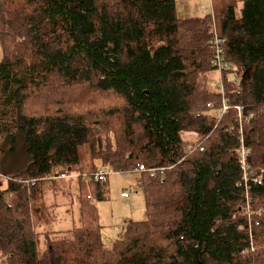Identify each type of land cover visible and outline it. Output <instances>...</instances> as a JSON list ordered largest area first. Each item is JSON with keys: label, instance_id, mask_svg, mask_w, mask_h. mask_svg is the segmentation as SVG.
<instances>
[{"label": "trees", "instance_id": "1", "mask_svg": "<svg viewBox=\"0 0 264 264\" xmlns=\"http://www.w3.org/2000/svg\"><path fill=\"white\" fill-rule=\"evenodd\" d=\"M214 25L211 13L179 18L177 0H0V169L20 134L31 157L0 175V264H264V175L245 189L228 131L245 106L250 163L264 173V0L221 15L243 80L242 92L226 86L222 117ZM184 133L198 137L191 153ZM106 166L137 173L146 207L111 245L92 203L108 198V179H94ZM74 170L79 226L55 239L39 189Z\"/></svg>", "mask_w": 264, "mask_h": 264}, {"label": "rangeland", "instance_id": "2", "mask_svg": "<svg viewBox=\"0 0 264 264\" xmlns=\"http://www.w3.org/2000/svg\"><path fill=\"white\" fill-rule=\"evenodd\" d=\"M240 1V0H239ZM209 5L208 0H177V15L181 19L200 18L209 10L203 11V7ZM179 9V11H178ZM199 10V11H198ZM206 15V14H205ZM214 20L217 22L218 18ZM217 25V23H216ZM221 22L217 25L220 32ZM4 59V51L0 42V63ZM219 76L216 72L211 75L209 88L213 90L212 82L218 81ZM87 94H83L86 96ZM88 98V97H86ZM6 156L1 163L0 175L6 179L19 175L30 163L31 157L28 152L25 134H20L17 139L10 140L5 145ZM109 175L107 187L108 198L105 201H97L93 198L99 221L103 227L102 236L106 245H111L114 241L126 235V224L129 221H142L146 218L145 199L141 191L137 190V173L113 172L110 167H104ZM65 179L60 178L53 186L51 182H45L39 189L40 201L45 203L43 220L45 221L46 231L62 232L55 239L62 238L63 232L79 226V203L78 194L73 193L75 184L73 177L79 174V170L69 172ZM84 175H89L85 170ZM85 183L88 181L84 178ZM55 184V183H54ZM122 193H127L128 197L123 198ZM74 195L76 198L74 199ZM257 215H264V209H260ZM257 226V225H256ZM262 248H256L261 251Z\"/></svg>", "mask_w": 264, "mask_h": 264}, {"label": "built area", "instance_id": "3", "mask_svg": "<svg viewBox=\"0 0 264 264\" xmlns=\"http://www.w3.org/2000/svg\"><path fill=\"white\" fill-rule=\"evenodd\" d=\"M213 47H214V59H213V65L215 72L219 76L218 81L212 82V89L218 93H220L223 97V107L220 111V116L227 114L232 107L229 105V102L225 98L226 94V86H230L231 90L233 92H242L243 91V85H242V75H239L232 71L231 64L227 61L226 55H225V45L226 41L225 38H223L220 35V32L218 31V28L214 25L213 28ZM209 106L212 107V104ZM234 109L237 113V125H232L229 128L230 133L238 134V142H239V148H238V161L239 165L242 171V181L243 185L245 186V189H248V186L250 182L253 183H260L263 180L264 173L258 174L253 168L250 163L251 159V148L247 145L246 137H245V125L249 123L251 114H246V107L243 105L235 106ZM198 141V137L194 134H189V138L186 139L187 147L186 150L188 153H191L196 148V143ZM201 151H204L203 148L200 149ZM140 172L146 171V168L141 165L139 167ZM108 174L105 172L104 169L98 170L94 174V179L99 182H105L108 179ZM66 175H62L61 178L65 179ZM77 176L73 177L76 178ZM88 179V178H87ZM35 182H31L30 187H34ZM123 198H127L128 194L123 193ZM244 212L248 214L250 217L252 215V212L250 210V207L247 206L244 209ZM258 226L259 223H256ZM255 248H253L254 250Z\"/></svg>", "mask_w": 264, "mask_h": 264}, {"label": "crops", "instance_id": "4", "mask_svg": "<svg viewBox=\"0 0 264 264\" xmlns=\"http://www.w3.org/2000/svg\"><path fill=\"white\" fill-rule=\"evenodd\" d=\"M240 1L239 0H208L209 5L206 6V7H203L204 8L203 11L206 10V12H207L209 10V8H210V10H209L210 12H208V13H211L212 16H213V18L214 17H215V19L218 18V21L217 22L214 20L215 26L217 27V25L219 26V24L221 22V15L224 12V10L227 9V8H229V7L236 6L237 3H239ZM178 11H179V9H178ZM205 14H207V13H205ZM216 23H217V25H216ZM189 134H191V133H184V135H183L184 138L185 139L189 138ZM76 183L79 184L78 181H75V184ZM72 189H73V193H76V189H77L76 188V185ZM75 198H76V196L74 195V199Z\"/></svg>", "mask_w": 264, "mask_h": 264}]
</instances>
